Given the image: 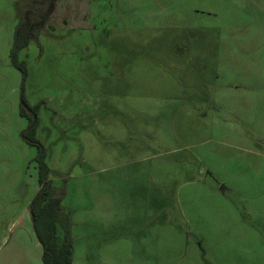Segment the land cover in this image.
Here are the masks:
<instances>
[{
	"label": "rangeland",
	"instance_id": "obj_1",
	"mask_svg": "<svg viewBox=\"0 0 264 264\" xmlns=\"http://www.w3.org/2000/svg\"><path fill=\"white\" fill-rule=\"evenodd\" d=\"M17 1L0 0V264H37L21 97L73 264H264V0H57L24 72Z\"/></svg>",
	"mask_w": 264,
	"mask_h": 264
},
{
	"label": "trees",
	"instance_id": "obj_2",
	"mask_svg": "<svg viewBox=\"0 0 264 264\" xmlns=\"http://www.w3.org/2000/svg\"><path fill=\"white\" fill-rule=\"evenodd\" d=\"M25 2V3H24ZM57 0H18L16 2L17 26L14 33L11 58L17 69L24 72L23 63L16 58L20 50L42 33L44 26L56 8ZM38 105L29 106L21 97L20 115L27 119L28 127L22 138L37 148L36 161L39 165V189L29 207L30 219L37 241L41 245L42 264H73L74 247L70 234L69 216L62 223L64 209L61 205L64 189H55L49 179L50 169L45 163L46 152L36 138Z\"/></svg>",
	"mask_w": 264,
	"mask_h": 264
},
{
	"label": "crops",
	"instance_id": "obj_3",
	"mask_svg": "<svg viewBox=\"0 0 264 264\" xmlns=\"http://www.w3.org/2000/svg\"><path fill=\"white\" fill-rule=\"evenodd\" d=\"M30 221H31V219H30ZM26 223L28 224V228L30 229V227H31L33 230L32 222L30 224H29V222H26ZM30 233H31V231H30ZM33 233H34V230H33ZM34 237L36 239L35 240L36 242H34V240H33V248L35 246V249H36V252H35L36 253V259H37L36 263L39 264V262H40V264H42V260H41L42 248H41V245L39 244V242L37 241L35 233H34ZM14 257H17L18 260H21V257H18V251L15 252ZM10 262L14 263L15 261L12 258H11V260L8 261V256L3 254V263L2 264H9Z\"/></svg>",
	"mask_w": 264,
	"mask_h": 264
}]
</instances>
